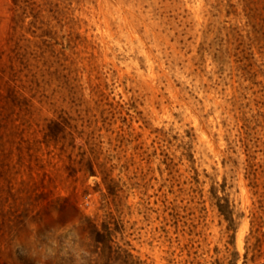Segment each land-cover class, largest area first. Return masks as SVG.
Here are the masks:
<instances>
[{
  "label": "rangeland",
  "instance_id": "rangeland-1",
  "mask_svg": "<svg viewBox=\"0 0 264 264\" xmlns=\"http://www.w3.org/2000/svg\"><path fill=\"white\" fill-rule=\"evenodd\" d=\"M66 223L93 264H264V0H0V264Z\"/></svg>",
  "mask_w": 264,
  "mask_h": 264
},
{
  "label": "clouds",
  "instance_id": "clouds-1",
  "mask_svg": "<svg viewBox=\"0 0 264 264\" xmlns=\"http://www.w3.org/2000/svg\"><path fill=\"white\" fill-rule=\"evenodd\" d=\"M13 250L34 261L49 264L59 258H68L72 264H93L94 253L81 238L78 226L68 223L53 225L43 231L29 224L28 235L13 241Z\"/></svg>",
  "mask_w": 264,
  "mask_h": 264
}]
</instances>
